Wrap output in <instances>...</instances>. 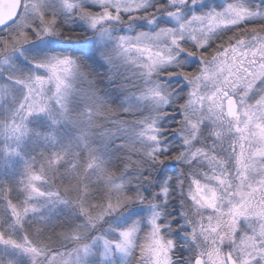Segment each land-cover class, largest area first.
Instances as JSON below:
<instances>
[{
  "label": "snow or ice",
  "instance_id": "6c2138e0",
  "mask_svg": "<svg viewBox=\"0 0 264 264\" xmlns=\"http://www.w3.org/2000/svg\"><path fill=\"white\" fill-rule=\"evenodd\" d=\"M0 264H264V0H0Z\"/></svg>",
  "mask_w": 264,
  "mask_h": 264
}]
</instances>
